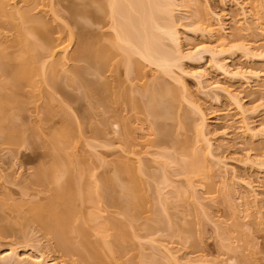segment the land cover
Listing matches in <instances>:
<instances>
[{
	"label": "rangeland",
	"instance_id": "374dc122",
	"mask_svg": "<svg viewBox=\"0 0 264 264\" xmlns=\"http://www.w3.org/2000/svg\"><path fill=\"white\" fill-rule=\"evenodd\" d=\"M74 1L0 0V94L19 102L7 107L15 124L8 111L0 115L18 129H0V264L38 256L40 264H264V0H166L160 15L177 40L162 34L156 43L175 63L163 69L133 54L128 67L113 45L104 68L84 74L96 82L90 93L74 75L83 63L72 58L81 48L72 21L89 35L110 33L109 23L70 16V2L83 7ZM26 13L49 37L23 34ZM23 38L39 46L25 54L37 73L6 84L2 71L16 65ZM45 167L63 182L79 177L73 223L83 230L73 237L86 248L78 243L77 252L60 250L52 230L26 219L30 203L51 196L54 183L36 180ZM117 169L119 187L140 184L137 208L121 203L119 187L121 204L103 191L104 175Z\"/></svg>",
	"mask_w": 264,
	"mask_h": 264
},
{
	"label": "bare ground",
	"instance_id": "6f19581e",
	"mask_svg": "<svg viewBox=\"0 0 264 264\" xmlns=\"http://www.w3.org/2000/svg\"><path fill=\"white\" fill-rule=\"evenodd\" d=\"M75 1L77 2V0H75ZM78 2L80 4H82L83 7H84V3L85 4H90V3L93 4L95 2H100L101 4L97 3L99 5V7L97 5L96 7H98V8L95 7L96 8L95 10L92 9L93 10L92 12H88L90 10L86 11L87 7L86 8L82 7V9H79V8H76L75 6H72L73 4L70 6V3H71L70 2L69 6H66L68 8L67 11L70 14V16L74 15V17H75L76 15L77 16L82 15V17H78V18H83V16H86V18L90 17V18L94 19L93 23L95 25L100 24L101 19L103 18V20H107V22H105V24L109 23L108 27L110 29V33L106 34L107 32L106 33L103 32L104 33L103 34L100 32L97 33V29H95V28L94 29L89 28V29H87V30H90V35H89V33L87 34L86 32L83 31V29L87 27V26H85V24L78 23L77 22L78 20L76 21L75 19H74V21H72V23H74V25L76 27V33H73V34L76 35V37L78 39V41L76 40L77 41L76 43H78L77 46L81 47L78 50L75 49L76 52L74 51V55L72 56V58H74L75 61L76 60L82 61V63H83V66H81V69L78 68L77 71H74L75 72L74 75L77 78V80L81 81L82 85L84 83H87V84L83 85V87L86 86V88L84 90H87V92H89L90 89L94 90V89H92V88H94V86L92 88H91V86L94 85L96 82L95 81H93L94 83L91 82L93 84H91L89 82V80L84 82L85 81L84 80V78H85L84 74L85 73L86 74L91 73V72L97 73L99 70L101 71V69H103L105 66V63L107 61L106 59H108L107 57H110L109 55L112 52L117 53L118 49L122 50V53H123L122 57L124 59V64H127V65H128V63L133 62V61L131 62V60H132L131 55H133V54H136V55L142 57L143 59H146L149 62L156 63V65H158L159 67H161L163 69L169 67L175 61L176 56L174 55V53L172 51L171 52L175 57L173 55H170L167 52V50L163 47V43L161 44V42H159V41L157 42L158 44L156 43L158 37L161 36L162 34H164L163 36H166L165 38H168V40H170L174 43L177 40L176 30L173 27V25L168 23L167 20L164 19L160 15V12L163 11L167 7L166 5H169V3L166 0L165 1L164 0H162V1L161 0H101V1L100 0H78ZM81 2H83V3H81ZM0 9H1V4H0ZM167 13H168V10H167ZM24 18L28 21L29 25L23 26V29L25 31V32H23V34H30L31 33V35L33 34L34 37H49L48 31H44V28L42 27L43 24H45V23L42 24V22L39 21L40 18H38V20L35 18H32V17L29 18L27 13H26V15H24ZM71 20H73V19H71ZM102 24H103V22H102ZM172 24H173V22H172ZM41 27L43 30H41ZM99 28H98V31H99ZM85 31H86V29H85ZM91 33H93V34H91ZM70 35L72 36V33ZM91 35L93 38L92 39L90 38L88 40V38L91 37ZM20 37H25V36L21 35ZM96 37H97V39H96ZM100 37H103V38L100 39ZM93 39H94V41H93ZM25 41H26V39H24V38L21 40H18L19 44L21 45V50H20L21 55L20 54L17 55L16 58L18 59V61H17L16 65H14L12 68L10 67L11 69L9 68L10 65L8 67L6 65L5 69L7 67V69L9 68L10 70L8 69L9 71H5L3 69V71H2V73H4L5 75H6V72H9L5 76V79L7 78V80L5 82L6 84H7L8 79H10V78L14 79V80H24L27 83L32 82V77H33V75H35L34 73L37 71V68L34 67L35 65H33V61L31 60L32 57H30L31 58L30 59L29 56H27L28 55L27 52H29V54H34V53L37 54V52H38L37 48H39V46L37 45V48H36L37 52H36L35 47L29 46L30 44L28 45L27 44L28 42L27 41L25 42ZM160 41H161V38H160ZM14 42L16 43V41H14ZM108 42L110 44H108ZM111 42H112V44H111ZM116 44H118V45H116ZM176 44H174V45H176ZM40 45H42V44L40 43ZM113 45H115L114 48L117 46L116 52H114L116 50V48H115V50L112 49ZM120 45H123V46L121 47ZM41 47H43V46H41ZM47 47H49V45ZM118 47H121V49ZM162 48H164V49H162ZM25 54H27V55H25ZM40 64H43V63H40ZM127 65H125V66L127 67ZM1 66H2V64H1ZM128 67H129V65H128ZM128 67L126 69L127 71L129 69ZM2 68H4V67L2 66ZM130 70L127 72V74H129ZM52 84H54V82ZM88 84H90L91 86H89ZM4 89H5V87H4ZM15 91L17 92V90H15ZM14 93H12V95H14ZM1 94H0V97H1ZM3 94H5V92ZM17 94H18V92H17ZM61 95H60V97H61ZM4 96L6 98L1 97L4 99L3 101H2V99H0L3 102V103H1V101H0V115H2L5 118V115H3L1 113H3L4 110L8 111V112H6L8 114L7 117L9 118V121H11L13 114H12L10 109L8 110V108L13 107L14 104H18L19 102L16 103L18 99L16 100L13 97H8L9 96L8 92H7V96L6 95H4ZM63 97H65V96H63ZM126 99L128 100L129 97H127ZM134 104H135V102H134ZM139 106L141 107L140 104H139ZM146 111H147V107H146ZM147 112H148L147 114L151 113L149 110ZM9 114H11V115H9ZM2 116H0V117H2ZM4 118H1L0 121H2V119H4ZM12 122L14 123V121H11L10 123H12ZM52 122H53V120H52ZM1 123H0V127L4 126L5 128L2 129V127H1L0 129L5 130V132H7V133H9V131H10L8 129H12V131H11L12 135L14 132H16L18 130L17 127L13 124L9 125V127L12 125L15 127L12 126V127L7 129V127H6L7 125H3V123L2 124ZM200 126L203 127L204 123L202 122ZM202 129L203 128H201L200 130H202ZM67 131L71 132L70 130H67ZM67 131L65 132L63 130L62 134L65 132L64 134L68 136L69 132L67 134ZM58 135L55 134L56 137H58ZM69 135H71V134H69ZM55 136H54V140L56 139ZM66 139H63V140H66ZM68 139H69V137H68ZM58 140H57V142L60 141V140L59 141ZM53 168L47 169L45 167L42 170L41 169L38 170V172L36 173V180L39 183L41 182L40 184H43V182H46V183L53 182L54 187H52L50 189L51 190V196L50 197L48 196L49 197L48 199H45L44 201H41V202L39 201V202H33L32 204L30 203V205L28 206V209H27L29 211L30 215L28 214V217L26 219H28V221L30 220L32 222H36L43 229H45V231L52 230L54 233V236H55L54 239L56 241V244L60 248V250H63L66 253H69V252L71 253V251H73V250L74 251L76 250V252H77L78 249L80 248V246L81 245L83 246V244L81 242L77 241L78 238L73 237V236L78 234V233L76 234V232H78V231L80 232L83 230L81 228L79 229L78 225L76 227L73 223V221L76 217V216H74V214L77 215V213H78V212L75 213V210H73V206L75 203L73 196L78 194L77 191H78V188L80 186V183L78 181L79 177H77V178L73 177L72 178V176H69V179L67 177V179H65V181L63 182V179L61 181V178H60L61 174H59V175L56 174V173H58V170L56 172V171H54ZM126 168H127V166H126ZM44 169H46V170H44ZM116 171L118 173L115 172L111 177L104 175L105 180L102 179V181H103L102 184H104L103 185L104 186L103 191L106 189V191H107L106 195H108L107 197H109L108 199L111 202L120 203L121 200H119V197H117L114 194V193H116L117 190L120 189L121 191H123V196L125 195L124 197H122L120 195L122 197V201H123L121 203L125 202L124 204H126V206H127V204H128V206L132 204V206L134 205L133 207H136L137 203H138L137 200L139 201V199H140L139 195L141 196V194L139 193V192H141L139 189L140 184L138 186H136L138 184L137 180H134L136 184L133 182H130V180H128L129 183L128 182H127V184L123 183L122 184L123 186L119 187L118 185H120V183L118 182V179H120V174L122 171L120 172L119 169H117ZM67 172H68V170H66V173ZM129 172H130V170H129ZM57 177L60 179H58ZM76 179H78V180H76ZM132 179H134V178H132ZM60 183H62V184H60ZM117 187H119V189ZM136 187H138L137 189H139V191H137ZM118 192L120 193V191H118ZM79 193H80V191H79ZM124 206H122V207L124 208ZM126 206H125L126 209L124 208L125 212H126V210L130 211V209L127 208ZM132 209L133 208H131V210ZM28 211H27V213H28ZM129 211H127V212L130 214ZM132 214H134V213H132ZM78 215H80V214L78 213ZM78 215H77L76 219H78ZM81 215L83 216V214H81ZM87 215H89V214H87ZM92 216H93V214H91V217ZM80 217L81 216H79V218ZM81 218H80V220H81ZM1 229H3V228H1ZM84 233H86V232H84ZM73 234H75V235H73ZM116 234L118 237H120V238L122 237V236H120V233H116ZM80 235L83 236L84 235L83 232H81ZM85 237H86V234L84 235V238ZM118 237H116V238H118ZM82 238L78 239V240L82 241L83 240ZM86 240L84 241V243H86ZM116 241H118V240H116ZM78 243L79 244L81 243V245L78 246ZM103 243L105 244V242H102L101 244H103ZM86 244L89 245L88 243H86ZM105 245L107 247L109 246L108 243H106ZM90 246L89 247L87 246L89 251L91 249L90 255L92 252L91 256L94 255L95 258L97 256L99 257L98 252H94L93 248H95V246H93L92 244H90ZM109 247L111 248V245ZM84 248H86V247H84ZM88 249L86 251H88ZM86 251L84 250L83 256H85L87 258L86 253H88V252H86ZM13 253L14 252L10 251L6 254H8L9 256L10 255L12 256ZM81 254H83V253H81ZM90 255H89V257H90ZM40 259L41 258L38 256V258H33L32 260H30V263L40 264L41 263Z\"/></svg>",
	"mask_w": 264,
	"mask_h": 264
}]
</instances>
